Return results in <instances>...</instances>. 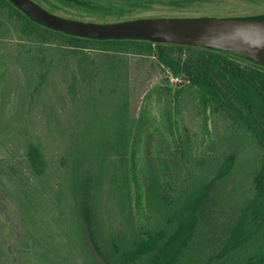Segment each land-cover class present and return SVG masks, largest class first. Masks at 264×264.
Wrapping results in <instances>:
<instances>
[{
  "label": "rangeland",
  "instance_id": "rangeland-1",
  "mask_svg": "<svg viewBox=\"0 0 264 264\" xmlns=\"http://www.w3.org/2000/svg\"><path fill=\"white\" fill-rule=\"evenodd\" d=\"M146 1L152 5L134 12L109 6L93 11L109 15L110 21L120 17L128 21L138 17L264 13V0ZM2 33L5 31H0V264H82L70 249L69 233L62 221L60 184L64 176L56 149L61 141L58 132L77 123L75 115L78 118L83 111L76 112V107L79 100H89V91L82 84L77 94L72 93L69 84L74 76L70 71L49 69V44L41 50L36 43L23 44L21 32L14 28L8 35ZM167 49L175 61H184L200 51L176 45ZM27 51L32 58L30 64L24 59ZM249 53L250 57H258L257 52ZM217 54L223 67L225 54ZM236 61L243 67L257 68L249 61ZM129 63L130 82L118 87L115 100L108 98L109 102L100 108L111 115L119 101L124 113L119 122L127 132L123 136L138 143L143 203L135 210V223L143 225L154 216L164 225H171L174 213L184 205L192 206L197 187L208 182L210 189L199 214L209 220L216 215L229 218L236 207L252 204L245 219L247 238L242 247L253 250L252 264H264V195L253 186V174L262 171L264 139L234 114L226 96L264 132L263 102L248 95L247 106L239 104L233 97L236 88L228 84L230 92L223 89V102H219L192 84L184 73L158 62L156 56L145 61L131 55ZM35 139L42 141L52 162L40 177L28 165L27 143ZM119 153L124 156L128 150L122 146ZM231 155L237 159L235 169L212 184L209 175L220 160ZM214 209L220 210L215 213ZM110 214L114 225H129L119 205ZM205 233L210 235V230Z\"/></svg>",
  "mask_w": 264,
  "mask_h": 264
},
{
  "label": "trees",
  "instance_id": "trees-1",
  "mask_svg": "<svg viewBox=\"0 0 264 264\" xmlns=\"http://www.w3.org/2000/svg\"><path fill=\"white\" fill-rule=\"evenodd\" d=\"M34 1L59 15L100 23L118 22L127 17L110 21L109 15L94 13L95 8L109 6L134 12L152 5L146 0ZM13 28L21 32L23 44L36 43L41 50V46L49 44V53L52 54L49 69L53 72L60 69L70 71L74 76L69 84L72 93L77 94L78 86L80 89L82 84L89 91V100H79L80 105L76 107V112L83 111L78 118L75 115L77 123L58 132L61 141L56 149L64 176L60 184L63 187L60 196L62 221L69 233L70 249L82 264H252L253 250L242 247L247 238L245 219L252 204L236 207L229 218L217 215L211 220L206 216L203 218L199 209L210 189L208 182L197 187L192 206L184 205L174 213L169 221L171 225H164L154 216L143 225L135 223V210L143 203L137 164L138 143L123 136L127 132L119 122L124 118L119 101L111 115L100 106L106 105L108 98L115 100V90L130 82L131 55L145 61L156 56L158 62L165 63L175 72L184 73L192 84L219 102L224 98L223 89L230 92L228 85H233L237 90L233 94L235 101L246 106L250 95L264 104V65L242 53L217 47L149 38L77 35L46 26L13 1L0 0V31L4 30L2 34L8 35ZM169 45L196 47L200 51L184 61H175L167 52ZM217 53L225 54L222 55L226 62L223 67L219 65L221 55ZM22 56H26L24 52ZM30 58L27 51L24 59L28 64L32 62ZM236 59L249 61L257 68L243 67ZM226 97L234 114L264 139V132L250 122L229 96ZM27 146L28 165L40 177L52 166L46 147L37 139ZM122 146L128 150L124 156L119 153ZM236 165L235 156L225 157L208 178L215 184L228 176ZM261 169L257 176L253 174V186L264 195V161ZM14 192L18 194L19 191L14 189ZM116 204L126 213L128 226H117L112 222L110 210ZM26 206L25 202L24 208ZM221 214L224 215L223 210ZM207 229L210 235H206Z\"/></svg>",
  "mask_w": 264,
  "mask_h": 264
},
{
  "label": "water",
  "instance_id": "water-1",
  "mask_svg": "<svg viewBox=\"0 0 264 264\" xmlns=\"http://www.w3.org/2000/svg\"><path fill=\"white\" fill-rule=\"evenodd\" d=\"M46 26L69 33L105 38L136 37L190 43L235 51L264 63V14L225 17H146L100 23L68 18L34 0H11ZM249 54V55H248Z\"/></svg>",
  "mask_w": 264,
  "mask_h": 264
},
{
  "label": "flooded vegetation",
  "instance_id": "flooded-vegetation-1",
  "mask_svg": "<svg viewBox=\"0 0 264 264\" xmlns=\"http://www.w3.org/2000/svg\"><path fill=\"white\" fill-rule=\"evenodd\" d=\"M260 14H264V13H260ZM256 62H258L259 64H262V65H264V63L263 62H261L260 60H255Z\"/></svg>",
  "mask_w": 264,
  "mask_h": 264
}]
</instances>
